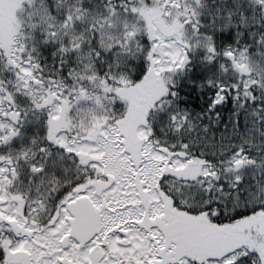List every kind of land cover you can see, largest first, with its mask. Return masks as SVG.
I'll return each mask as SVG.
<instances>
[{"label": "snow or ice", "instance_id": "obj_1", "mask_svg": "<svg viewBox=\"0 0 264 264\" xmlns=\"http://www.w3.org/2000/svg\"><path fill=\"white\" fill-rule=\"evenodd\" d=\"M0 264H264V0H0Z\"/></svg>", "mask_w": 264, "mask_h": 264}]
</instances>
